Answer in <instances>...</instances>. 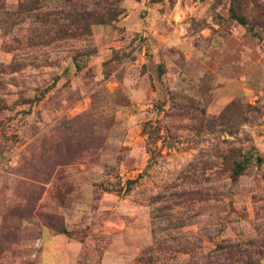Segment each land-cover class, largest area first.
Wrapping results in <instances>:
<instances>
[{"label": "rangeland", "instance_id": "1", "mask_svg": "<svg viewBox=\"0 0 264 264\" xmlns=\"http://www.w3.org/2000/svg\"><path fill=\"white\" fill-rule=\"evenodd\" d=\"M0 264H264V0H0Z\"/></svg>", "mask_w": 264, "mask_h": 264}, {"label": "trees", "instance_id": "2", "mask_svg": "<svg viewBox=\"0 0 264 264\" xmlns=\"http://www.w3.org/2000/svg\"><path fill=\"white\" fill-rule=\"evenodd\" d=\"M244 162H246V161H244ZM237 168H238L239 171H241V170H243L244 165H242V163L241 164H238L237 165Z\"/></svg>", "mask_w": 264, "mask_h": 264}]
</instances>
